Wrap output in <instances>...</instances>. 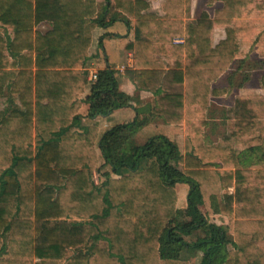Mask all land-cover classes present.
Wrapping results in <instances>:
<instances>
[{"label":"trees","instance_id":"trees-1","mask_svg":"<svg viewBox=\"0 0 264 264\" xmlns=\"http://www.w3.org/2000/svg\"><path fill=\"white\" fill-rule=\"evenodd\" d=\"M105 2L98 14L95 0H0V264H188L184 253H201L199 264H264V169H245L251 157L243 164L228 143L244 147L255 134L264 142V94L235 99L225 143L201 144L210 98L229 94L213 84L244 55L239 41L251 42L256 27L243 19L264 18V0H208L222 5L213 18L187 23L184 0H166L161 18L148 0ZM110 7L134 22L126 75L154 98L150 117L135 110L133 122L101 135L98 155L97 129L80 125L82 105L89 120L129 106L110 68L87 79L92 33L115 21L106 22ZM216 29L225 38L214 46ZM260 85L264 92V72ZM154 116L185 125L183 155L162 135L135 143ZM178 184L188 187L184 209ZM194 195L227 226L209 223ZM196 231L204 236L184 240Z\"/></svg>","mask_w":264,"mask_h":264},{"label":"crops","instance_id":"crops-1","mask_svg":"<svg viewBox=\"0 0 264 264\" xmlns=\"http://www.w3.org/2000/svg\"><path fill=\"white\" fill-rule=\"evenodd\" d=\"M165 1L166 0H148L150 5L148 12L155 14L159 18L163 17L164 11L162 7ZM193 1L194 0H184V22H186L185 20L188 11L190 15L191 13L192 15H195L196 13L195 6L192 5ZM95 2L97 12L98 14H101L103 12V9L106 7V2L105 0H95ZM211 7L213 8L212 13L206 10H202L197 17H194V19H192L191 21L187 20V22H195L202 12H206L211 18H213L214 12L218 9H221L222 5L216 2L212 4L210 8ZM111 19L115 21L110 26H108L107 28H96L92 33V41L90 49L88 51L86 70L88 71V73H97L99 71L105 70L107 67L113 70L119 83V89L128 97L129 106L127 108L117 110L109 116L98 117L94 120H89L86 118L88 106L85 103L82 105L81 109L78 112V114L81 116L80 125L85 128L94 127L97 129L98 138L96 141L95 149L98 155H100V152L97 148V142L99 141L101 135L112 128L133 122L137 116L135 110H138V115L141 118L150 117V109L152 106V100L154 98L153 94L150 92L137 91L128 75H126V72L128 70L133 69V53L126 51L125 47L127 44L135 40L134 22L127 20L124 14L115 11L114 9H112V7L107 10L106 22ZM126 20L129 24L125 22ZM42 27L45 28L43 32H45L49 28V26L45 24H43ZM222 30L223 29L214 30L213 35H215V32H222V35L220 38H218V40L215 41V38L212 39V44L214 46L218 44L219 41L225 38L224 30ZM104 34L115 35L116 37L104 40L103 47L100 48L98 46V40ZM173 43H182V39H174ZM157 58L165 63L171 62L170 58L164 55L157 54ZM173 60H175V58H173ZM88 95L89 88H86L84 94L82 95V99L85 100ZM0 105V110H2L5 106L2 105V103H0ZM158 135L165 136L168 140L174 142L181 152V144L185 142L186 127L184 124L177 126L167 125L161 119H158V117L154 116L150 118V122L147 126L138 131L134 140L138 142V144H143L148 139ZM233 148L235 149V147ZM102 163L103 161L102 159H100L99 165L101 166ZM107 171H109L108 167H106V172ZM122 173H124L125 175L130 174L127 170H124ZM179 186H182L181 188L183 190L181 192V195ZM176 191L178 194V201H180L179 203L181 204L182 200L185 207L188 187L183 184H178L176 185Z\"/></svg>","mask_w":264,"mask_h":264},{"label":"rangeland","instance_id":"rangeland-1","mask_svg":"<svg viewBox=\"0 0 264 264\" xmlns=\"http://www.w3.org/2000/svg\"><path fill=\"white\" fill-rule=\"evenodd\" d=\"M193 6H195V15L189 14L187 12L186 22L191 21L194 17H197L202 10L213 12V8L209 5L208 0H194ZM190 19V20H189ZM243 20L253 21L256 27V34L253 37L251 42L239 41V46L243 52V56L235 59L231 68L227 70L220 80L216 81L213 86L215 88H229V94H225L219 98H210L208 111L206 112L205 121L207 125L202 130L201 144L203 145H222L226 141L223 139L228 137L232 129L229 128L227 119V111L232 109L234 106V101L240 96L247 95H263L264 92L261 89L260 78L264 72V18H255L248 19L244 18ZM253 25V26H254ZM43 25L37 27L38 31L43 32L45 30ZM223 31V30H222ZM222 35V32H215L212 39L215 38V41L218 40ZM245 57V58H244ZM212 86V87H213ZM6 98H1L0 103L6 106ZM1 106V105H0ZM186 137V136H185ZM246 143L244 147L240 142L233 138L228 141L235 151L240 155L242 161L245 160L248 156L251 157L249 161L242 162L245 166V169H255L256 167H263L264 169V142L259 138L258 135L250 136L245 139ZM138 143V142H135ZM181 144V143H180ZM183 144H181V153L184 154ZM200 144V145H201ZM100 152V151H99ZM219 166V165H218ZM177 167V166H176ZM182 170L183 167H177ZM102 170L98 173H95L97 184L100 182L101 175L106 171V167L101 168ZM215 169H221L217 167ZM225 169L219 170L223 171ZM182 187V186H181ZM179 186L180 195L183 191ZM233 187L230 188V193H233ZM193 200L198 204V207L209 223H212L217 226H227L228 219L222 215H211L208 216L204 205L201 203L200 197L194 195ZM177 202V207L184 209V202L181 200V204ZM175 221L169 223V225H176ZM204 236L203 231H196L192 233L190 237L184 238L188 243H193L197 238H202ZM202 254L198 253L194 256L188 255L187 253L182 254V259L186 260L188 264H199Z\"/></svg>","mask_w":264,"mask_h":264},{"label":"built area","instance_id":"built-area-1","mask_svg":"<svg viewBox=\"0 0 264 264\" xmlns=\"http://www.w3.org/2000/svg\"><path fill=\"white\" fill-rule=\"evenodd\" d=\"M87 79H88L89 83H94L96 81V79H97L96 73L95 72H89ZM94 178H95V181H96V177L95 176H94ZM95 183H97V182H95Z\"/></svg>","mask_w":264,"mask_h":264}]
</instances>
